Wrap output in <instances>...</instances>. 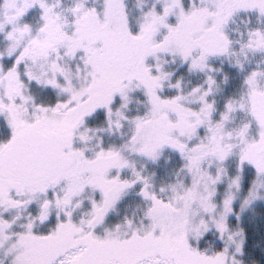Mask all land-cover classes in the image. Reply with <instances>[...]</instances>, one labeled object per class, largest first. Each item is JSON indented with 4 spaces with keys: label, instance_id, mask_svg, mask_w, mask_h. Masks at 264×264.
I'll list each match as a JSON object with an SVG mask.
<instances>
[{
    "label": "snow or ice",
    "instance_id": "obj_1",
    "mask_svg": "<svg viewBox=\"0 0 264 264\" xmlns=\"http://www.w3.org/2000/svg\"><path fill=\"white\" fill-rule=\"evenodd\" d=\"M0 264H264V0H0Z\"/></svg>",
    "mask_w": 264,
    "mask_h": 264
}]
</instances>
